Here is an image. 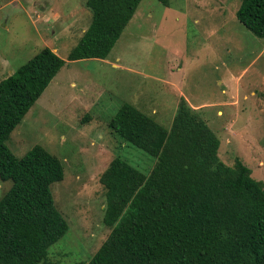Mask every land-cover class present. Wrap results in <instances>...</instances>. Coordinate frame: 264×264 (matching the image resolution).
<instances>
[{
  "label": "rangeland",
  "instance_id": "1",
  "mask_svg": "<svg viewBox=\"0 0 264 264\" xmlns=\"http://www.w3.org/2000/svg\"><path fill=\"white\" fill-rule=\"evenodd\" d=\"M239 3L141 0L107 60H67L12 130L17 157L39 144L64 164L51 191L69 228L40 264H88L106 239L99 177L113 157L152 169L156 159L108 125L123 103L169 127L184 99L219 138V158L264 182V37L237 20ZM91 16L85 0H0V80L45 46L66 59ZM9 186L0 180V196Z\"/></svg>",
  "mask_w": 264,
  "mask_h": 264
},
{
  "label": "trees",
  "instance_id": "2",
  "mask_svg": "<svg viewBox=\"0 0 264 264\" xmlns=\"http://www.w3.org/2000/svg\"><path fill=\"white\" fill-rule=\"evenodd\" d=\"M141 0H85L91 21L66 59L45 46L0 80V264H40L68 231L51 185L64 164L35 144H6L66 60L106 59ZM169 6V0H158ZM237 20L264 37V0H240ZM109 127L154 157L142 172L120 156L100 174L110 232L88 264H264V182L239 158L218 156L219 138L182 99L169 127L123 103Z\"/></svg>",
  "mask_w": 264,
  "mask_h": 264
},
{
  "label": "crops",
  "instance_id": "3",
  "mask_svg": "<svg viewBox=\"0 0 264 264\" xmlns=\"http://www.w3.org/2000/svg\"><path fill=\"white\" fill-rule=\"evenodd\" d=\"M49 48H51V49H52L57 55H59V54H58V48H57V47H55V46H51V47H49ZM98 60L106 61L107 59H98ZM67 62H68V61L66 60V63L64 64V66H62L61 69H63V67H65V66L67 65ZM112 64H113V66H118V65H115L114 63H112ZM4 65H7L5 68H6V69H7V68L9 69V64H8L7 61H6V64H4ZM61 69H60V70H61ZM60 70L56 73V75H55V76L53 77V79L50 81V83L48 84V86H49V85H52V84H54V83H58V81H57V76H58ZM9 71H11V70L9 69ZM10 74H11V72L9 73V75H10ZM4 78H5V77H4ZM48 86H47V87H48ZM47 87H46V89H47ZM46 89H45V90H46ZM45 90H44V91H45ZM44 91H43V92H44ZM40 96H41V95H40ZM35 102H36V101H35ZM35 102H34V103H35ZM81 102H82V101H81Z\"/></svg>",
  "mask_w": 264,
  "mask_h": 264
}]
</instances>
